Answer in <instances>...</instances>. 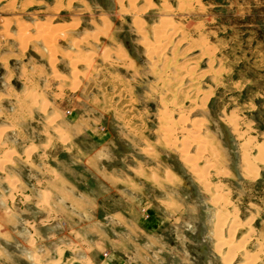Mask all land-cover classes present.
<instances>
[{
	"label": "rangeland",
	"instance_id": "rangeland-1",
	"mask_svg": "<svg viewBox=\"0 0 264 264\" xmlns=\"http://www.w3.org/2000/svg\"><path fill=\"white\" fill-rule=\"evenodd\" d=\"M243 140L264 143V0H0V264H109L115 239L126 264H222L225 202L231 264H264Z\"/></svg>",
	"mask_w": 264,
	"mask_h": 264
},
{
	"label": "bare ground",
	"instance_id": "bare-ground-1",
	"mask_svg": "<svg viewBox=\"0 0 264 264\" xmlns=\"http://www.w3.org/2000/svg\"><path fill=\"white\" fill-rule=\"evenodd\" d=\"M119 1L120 3L123 2L122 0H117ZM136 1V0H135ZM147 1V0H146ZM130 2V0H129ZM14 3V2H13ZM132 3V2H131ZM12 4V3H11ZM133 4V3H132ZM165 5V4H164ZM121 10V9H120ZM125 12V11H123ZM103 21L104 23H107V20L105 18H103ZM136 23V22H135ZM140 23V22H139ZM137 24V30L138 32H141V30H139L138 28L140 27V25L138 23ZM49 27V26H48ZM75 28V27H74ZM155 30V29H154ZM158 33V31H157ZM144 34V33H143ZM160 34L162 33H158L156 34L157 38H160L161 36L163 37V34L160 36ZM51 43V42H50ZM48 45V44H46ZM49 47V46H47ZM51 47V45H50ZM24 49V48H23ZM51 50V49H49ZM160 51V50H159ZM157 56V55H156ZM54 62V61H53ZM154 68V67H153ZM187 95V94H185ZM193 102V101H192ZM166 107V106H165ZM171 114V113H170ZM161 115V114H160ZM183 117V116H182ZM172 121V120H171ZM170 124V123H168ZM198 123H195L193 125L195 126H198L196 125ZM185 126V125H184ZM186 130V129H185ZM173 131V130H172ZM182 131V130H181ZM234 131V130H233ZM176 132V131H175ZM195 132V131H194ZM171 133V132H170ZM183 133V132H182ZM185 133V132H184ZM196 133V132H195ZM198 133V132H197ZM187 134V133H186ZM190 135V133H188ZM187 134V135H188ZM199 134V133H198ZM247 134V133H246ZM173 135V134H172ZM195 135V134H193ZM191 138V136H189ZM170 138V137H169ZM188 138V137H187ZM192 139H194L192 137ZM238 140H242V137L241 135H238L237 133V138ZM197 140H199L197 138ZM202 140V139H200ZM200 140L198 142H200ZM248 140V139H247ZM251 140V139H250ZM188 143V142H187ZM192 142H190L191 144ZM205 143V142H204ZM203 143V144H204ZM175 145V144H174ZM191 146V145H190ZM199 146V145H198ZM183 149L181 150V159L183 161V163H185L188 168H190V170L192 171L191 173H195L197 175V167L195 165L196 162H194V160L192 158H190L188 156V150H187V147H185V143L183 142ZM202 147V146H200ZM253 149H255V154H252V151ZM214 154V153H213ZM239 156H240V162H239V170H240V173H241V176L243 179H246V180H256L257 178V175H258V172H259V165H264V143H255L253 144L252 142H249V141H245L243 140L241 142V144H239ZM200 158V157H199ZM181 161V160H180ZM184 164V165H185ZM209 164V163H208ZM183 165V164H182ZM210 166V165H209ZM204 169V168H203ZM189 170V169H187ZM201 172V171H200ZM204 173V172H203ZM222 173V172H221ZM141 174V173H140ZM167 174V173H166ZM207 174V173H206ZM219 174V173H217ZM194 175V174H193ZM201 175H205V174H201ZM164 176V175H163ZM166 176V175H165ZM217 176V175H216ZM173 175L170 173L169 171V174H167L166 176V180L168 182H171L173 180ZM198 178V177H197ZM161 179V178H160ZM196 181H199L201 184H203L206 188L207 186V183L205 179L203 178H199V180H196ZM167 182V183H168ZM173 183V181H172ZM221 186V185H220ZM210 188V187H209ZM215 188V187H214ZM215 190V189H213ZM224 190V189H223ZM215 196H220L221 195V188L218 186L215 190ZM227 196V194H226ZM227 199V198H226ZM221 201H223L221 199ZM210 202L212 203L213 206H217L218 205V202L215 201V199H213L212 201L210 200ZM222 203V202H220ZM221 205V204H220ZM228 206V205H227ZM220 207V206H219ZM221 211H218L216 216H214V235H215V245L213 247V251L216 253V254H222L223 250L224 249H227L228 251V254L227 256H223L222 258V264H231L233 262V260L235 259L237 253L239 251H241L243 249V245L239 244V245H235L233 244L232 240H233V235H234V231H236L237 227L240 225V223L238 222L237 220V213L235 214V212H233V214H229L226 210V202L224 204V206L221 207L220 209ZM229 223L231 225V227L229 228L230 232L229 234H231V236L229 235V239L225 240L223 238V235H222V228L224 227L225 224ZM243 227V224L240 225ZM239 226V227H240ZM213 236V235H212ZM245 238H243L244 240ZM235 245V246H234ZM244 250V249H243ZM242 252V251H241ZM226 253V252H225ZM259 254V253H258ZM219 255V256H220ZM260 255V254H259ZM253 258V257H252Z\"/></svg>",
	"mask_w": 264,
	"mask_h": 264
},
{
	"label": "crops",
	"instance_id": "crops-1",
	"mask_svg": "<svg viewBox=\"0 0 264 264\" xmlns=\"http://www.w3.org/2000/svg\"><path fill=\"white\" fill-rule=\"evenodd\" d=\"M239 158H240V156H239ZM239 162H240V159H239ZM238 168H239V164H238ZM239 172H240V170H239ZM240 175H241V173H240ZM242 177V176H241ZM60 195H62V199H64L66 202H67V196H65V195H69V196H72L70 193H68V192H66V193H62L61 192V194ZM121 216H117V214H115L114 215V219L115 220H117V219H121L120 218ZM122 221V220H121ZM121 221H120V223H121ZM199 237H201L202 238V236H201V230H200V232H199ZM199 239L200 241H199V246H198V250H200L201 252H202V247L203 246H205L206 247V249H207V253H208V246L207 245H205L204 243V241H202V239ZM115 241V243L117 242V245L116 246H114V248H112V251H111V253H113V256H112V258H111V260H109L110 262H108L109 264H126V261H124V259L121 257V254H124V252H123V250H121L120 248H124V247H122V246H119V240L118 239H115L114 240ZM125 242H122V244H124ZM103 252H109L107 249H105V248H103ZM207 253H203L202 252V254H207ZM110 254V253H109Z\"/></svg>",
	"mask_w": 264,
	"mask_h": 264
},
{
	"label": "water",
	"instance_id": "water-1",
	"mask_svg": "<svg viewBox=\"0 0 264 264\" xmlns=\"http://www.w3.org/2000/svg\"><path fill=\"white\" fill-rule=\"evenodd\" d=\"M228 141H229V143L231 142V139H230L229 137H228ZM235 161H237V160H235ZM235 173H236V176H237L238 178H240V175H239V173L237 172V170H235ZM202 252H203V253H207V249H206L205 246L202 247Z\"/></svg>",
	"mask_w": 264,
	"mask_h": 264
}]
</instances>
